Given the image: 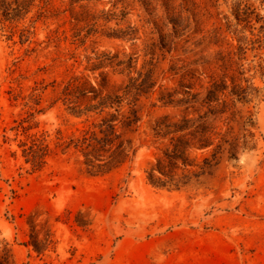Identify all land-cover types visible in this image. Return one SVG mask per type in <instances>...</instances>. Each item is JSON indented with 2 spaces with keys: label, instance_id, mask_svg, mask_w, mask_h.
Segmentation results:
<instances>
[{
  "label": "rangeland",
  "instance_id": "obj_1",
  "mask_svg": "<svg viewBox=\"0 0 264 264\" xmlns=\"http://www.w3.org/2000/svg\"><path fill=\"white\" fill-rule=\"evenodd\" d=\"M6 1L0 255L264 264V0ZM111 119L131 153L94 174L77 144Z\"/></svg>",
  "mask_w": 264,
  "mask_h": 264
},
{
  "label": "trees",
  "instance_id": "obj_2",
  "mask_svg": "<svg viewBox=\"0 0 264 264\" xmlns=\"http://www.w3.org/2000/svg\"><path fill=\"white\" fill-rule=\"evenodd\" d=\"M240 3L237 4L234 12L236 18L242 22L244 21L241 17L244 15L240 8ZM21 8L25 9L24 5L20 6ZM21 12L20 8L12 9L10 3H8L6 0L0 1V15H4L5 17H9L12 15L13 12ZM15 16H19L20 14L16 13L13 14ZM170 23L172 24V32L175 35V37H179L182 34L181 32L187 31V26H183L178 21L170 19ZM89 92L94 93V96L89 98L90 100H98L96 104H92L88 106L85 110L87 112L94 111L96 109H100L101 112L105 111L107 108H112L115 104H117L118 107L121 106L122 101L120 96L114 95V94H108V95H101L100 93H96L95 90H90ZM70 94V93H68ZM77 96V95H76ZM86 98L88 97V91H80L79 97ZM75 111V110H74ZM78 114H83L82 110L75 111ZM130 117H128V121H125L123 123V126L126 128H130L139 121V117L136 113V111H132V119L129 120ZM116 119H111L108 121H105L101 124L100 127V134L98 135L96 132H94L90 137H84L83 140L80 142V144L77 146L86 145V149L88 151L85 152V156L87 157V165L89 166V169L94 174L99 173H106L111 171L112 169L120 166L124 162L127 161V159L130 156L131 153V146L125 145L123 141H120L119 143H116V140L120 138V134L118 133L117 124L115 123ZM103 153H109L107 157H105V154ZM99 162V163H96ZM0 264H10L9 256L8 255H0Z\"/></svg>",
  "mask_w": 264,
  "mask_h": 264
}]
</instances>
